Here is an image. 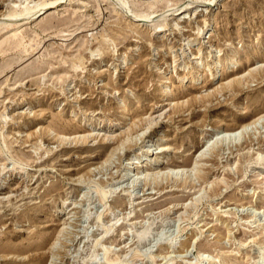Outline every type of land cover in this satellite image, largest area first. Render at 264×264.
Segmentation results:
<instances>
[{
  "label": "rangeland",
  "instance_id": "1",
  "mask_svg": "<svg viewBox=\"0 0 264 264\" xmlns=\"http://www.w3.org/2000/svg\"><path fill=\"white\" fill-rule=\"evenodd\" d=\"M34 1L0 0V264H264V122L229 144L218 133L264 111V0H217L197 13L196 0H125L154 12L147 23L118 0H41L43 13L8 17ZM183 2L191 8L174 14ZM18 26L22 38H11ZM232 48L212 73L178 82L196 54L209 61ZM165 72L181 110L161 106ZM134 112H151L150 127L122 146L100 139ZM85 127L98 137L60 144L50 133ZM249 136L252 146L236 150ZM159 144L167 163L213 146L208 180L192 165L178 180H153L151 170L166 171L159 162L133 184L138 160Z\"/></svg>",
  "mask_w": 264,
  "mask_h": 264
},
{
  "label": "bare ground",
  "instance_id": "2",
  "mask_svg": "<svg viewBox=\"0 0 264 264\" xmlns=\"http://www.w3.org/2000/svg\"><path fill=\"white\" fill-rule=\"evenodd\" d=\"M216 1L217 0H196L197 4H196V6H194V12L197 13L198 11H202L203 10L202 8L207 9L210 6H213L216 3ZM190 3H192V2H183V3H180V4L175 5L174 8H173V10H175V11L179 10V12L174 13V14H179V13L183 12L184 10H187V9L191 8L189 6ZM116 4L119 7L123 8L125 11H127L128 14H130L131 16H134V18L138 19V21H142L143 23H147L149 21H154V16H156L154 14V12H150V13H146L145 12V13H140V14L139 13H136L132 8L129 7V5L127 4V2L125 0H118ZM14 5H16V4H14ZM47 5H48V3L45 2V1H41V0H40V2L39 1H36L35 2L34 1L31 6H25L22 9H16V10L14 9V11H12L11 13H8V17L12 16V17L16 18L18 15H21V14H28V15H30V17H28V18L35 17V16L39 15L38 13H41V12L43 13L44 12L43 9ZM199 6H202V7H199ZM12 17H10V18H12ZM165 25H166V23L165 24L160 23L159 27L157 28V30L155 32H160V31L165 30ZM207 26H208L207 23H204V27L202 26V28H200V30L198 32V35H197V38L200 37L204 33V30H206ZM21 32H22V27L21 26H18L15 29V31L12 33L11 38L17 37V38L21 39L22 38V33ZM192 40H193L192 37L191 38L187 37L186 39L181 40V43H180V45L178 47L181 52L180 51L179 52L184 55L185 50L187 48H191L190 43H192L191 42ZM18 44H20V41L18 42ZM212 45L213 44H211L210 46L212 47ZM201 51H202L201 47H198L196 53H198V55H199L200 53H202ZM211 51H213V50H211ZM235 54H236L235 53V50L232 48L228 52H225V53H222V54H219L218 53V55H215L214 54L213 55L214 57L212 59H210L209 61H206V60H204V61L203 60H199L198 61L197 58H200V57L197 56V54H196V56L193 57V59L196 58V60L193 62L194 63V66H193L192 71H190V73L188 75L185 74V73H184V75H181V76L177 75L178 76V79H179L178 82H182L185 77H186V79H189V81L190 80L191 81L192 80L194 81L195 74L198 73L200 70H204L205 69L207 71H210V73H212L213 68H216L217 66L222 65L224 63V61H226L228 59H230V60H231V58L233 59L234 56H235ZM125 55H126V53L124 52L123 55H122L123 56L122 57L123 59H124V56ZM261 65H264V64H261ZM96 67H97L96 68L97 70H99L101 68L100 65H97ZM256 67L251 68V70H255ZM244 75L245 74H241L240 76H238V74H237L238 77L237 76L236 77H233V78H231V79H229L227 81L224 80L225 81L224 83L226 85H228L231 81L236 80V79H239L240 77H243ZM168 78H169V76L165 72V73H162L161 76L158 79V81H159L158 84L164 87L163 88L164 89L163 90L164 93H163L162 96H165V99L167 100V102H165L164 104H161V106L164 107L165 105H169L168 106L169 107L168 108V111H171V112L176 111V109L181 110L183 108L185 102L184 101H179V100L176 101V98L173 97V95L175 94L174 93V90H173V87L174 86L172 87L171 85H168L167 84ZM122 104H124V99H122L121 102H118L117 108L118 107H121L120 109L124 110L125 105L123 107ZM161 114L162 113H159L158 116H160ZM152 118L153 117L151 116V112H149V114H147L146 116L145 115L142 116V114L140 115V114L135 113V112L134 113H131L128 121L126 120L123 123V125H119V126L115 127L114 129H112L111 131H108V132L103 133L100 139L102 141H105V142H110L111 145L112 144H118V145H121L122 146L123 144H125V142L128 141V139H130L129 136L134 131H136L138 129L137 127H139L141 124L142 125L143 124H146L147 125L146 128H149L150 127V124L152 123V120H154ZM108 120L110 122V118H108ZM121 122L122 121H120L118 123H121ZM263 122H264V111L258 113L257 115L252 116L248 120V122H245V123H240V124H237V123L224 124V125H222L220 127L221 130L220 131L218 130V133L219 132L222 133V136H221L222 137V141H226L227 140L226 142L229 144V142L232 143L233 141H235L237 139V137L239 138V136H241L243 134L244 135H246V133L248 134L249 133L248 132V129L249 128H253L257 124H260V123L262 124ZM78 132H80V133H78ZM50 133L51 134H54V137H57V139H58V141H59L60 144L62 142L69 141V140L70 141L71 140L73 141V140L76 139V140H81L83 142V141H87L88 139L98 137L97 136L98 133L97 134L96 133H93V130L90 129L89 127L77 129L76 130V133L77 134H74V135H71V134H68V133H65V132H62V131L56 132L55 130H51ZM92 136H94V137H92ZM250 137L251 136L248 137L249 140H245L239 146L237 145L238 147H237L236 150L241 149V148H245V147L252 146L253 139L250 138ZM260 143H262V145H263L264 144V139L262 137H260V136L259 137L257 136V144H260ZM244 144H245V146H243ZM155 148H156L155 149L156 150L155 151V155H154V157L152 159H149L151 157H149L148 159L146 157L147 154H148V152H149V148H147L146 151H145V153H144V155H146V156L142 160H140V159L138 160V162L136 164V170L134 171V173H135L134 175L135 176L133 177V184H136V181H139V180H144L145 182H147L148 180H151V179H149L151 177H149V172L150 171L148 169H153L154 167L157 168L158 165H159L158 164L159 162H161L162 164L166 163L165 164L166 165V167H165L166 171L164 170L165 172H161L160 170L155 171L156 169L151 170L150 174H152L153 180L156 179V176H158V174H160V173H161V176L164 175L166 177L168 176V178L170 177V178H173L175 180H178L176 178V176H178V174H180V172L182 174L184 173V171L186 172L187 171V166L189 167V166L192 165L190 167V170H193L195 172V174L198 177V179H201L203 181H207L208 180L207 173H206V171L204 172V170H202L203 169L202 167L205 164L204 162H207L209 160H213V159L216 158L215 156L218 155V152L216 150H214V147L212 146V148H208V149H205V150H201L196 155V157L194 158V160H192V161L191 160L186 161V162L185 161H181V162H172L171 161V162H168L167 163V162H164V160H161L160 159L161 158L160 156H162V155H160V152L167 151L170 148L168 146H164V145H160V144L157 145ZM228 149H230V151H229V153H230L232 148L229 147ZM208 150H210V152H209L210 154L213 153L212 156H210V157H206V154H207V151ZM165 158H167V157H165ZM256 160H258V159H256ZM151 163H154V164L151 166ZM258 164L260 166H262V164L264 165V159H259L258 160ZM144 167H145V169H144ZM212 167H213V165L211 166V168ZM139 168H141V170H139ZM160 168H158V169H160ZM142 173H143V175H142ZM185 181L184 182H181L182 184L180 183V186L181 185H186L185 184ZM174 182H177L178 183L179 181H174ZM216 189L217 188H213L214 192H216ZM146 231H147V229H146ZM142 236H143V234H142ZM143 238H144V236H143ZM140 239H141V237H140Z\"/></svg>",
  "mask_w": 264,
  "mask_h": 264
}]
</instances>
